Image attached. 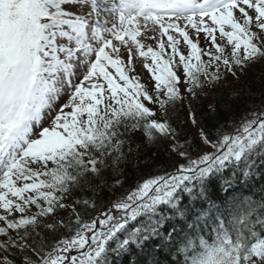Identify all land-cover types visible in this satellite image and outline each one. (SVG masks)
<instances>
[{
    "label": "snow or ice",
    "instance_id": "6c2138e0",
    "mask_svg": "<svg viewBox=\"0 0 264 264\" xmlns=\"http://www.w3.org/2000/svg\"><path fill=\"white\" fill-rule=\"evenodd\" d=\"M136 56L152 93L135 74ZM258 64L264 0H0V264H15L10 250L23 264H116L129 253L135 264H264V186L253 191L257 176L264 181V104L215 139L200 127L212 150L195 158L148 106L167 117L185 96ZM188 117L200 123L194 110ZM137 130L148 143L169 140L186 163L173 161V172L143 179L85 220L77 205L95 201L65 196L95 191L106 168L121 184ZM58 209L68 220L45 227L67 234L49 244L36 228Z\"/></svg>",
    "mask_w": 264,
    "mask_h": 264
},
{
    "label": "trees",
    "instance_id": "16d2710c",
    "mask_svg": "<svg viewBox=\"0 0 264 264\" xmlns=\"http://www.w3.org/2000/svg\"><path fill=\"white\" fill-rule=\"evenodd\" d=\"M183 89V86H181ZM187 101V102H186ZM189 101H191L192 108H189ZM215 104L217 106V113L212 114L208 112V106ZM264 104V67L260 64L247 70L245 74H241L239 78L229 77L216 85L214 90H209L206 95H200L192 98L184 99L183 103L177 102L174 106H169L167 117L159 111L158 105L156 108L159 111L157 119H168L173 128L176 129L177 138L181 143L185 144V150L189 152L192 158H195L198 152H204L205 146L200 139L199 128L210 134L212 139H215L216 130L224 124L229 127L227 131H232L233 122H239L243 117L250 114L252 108H259ZM226 105H231L232 112L227 111ZM149 107H154L148 104ZM156 109V110H157ZM190 110H194L198 114L200 123L193 125L188 117ZM226 117V118H225ZM133 149L132 154L124 161H121L120 171L123 173L119 177L121 184H116L112 179L113 173L111 168L104 169L103 182L97 180L94 184H99L92 188L85 185L83 188L74 187L70 194L65 196V203L72 204L75 201L89 200L90 203L95 201V208L85 207L82 203L77 205L78 211L85 220L95 218L98 213L108 209L113 202L120 199L127 191L135 188L143 179L149 178L153 175H163L165 172H173V161L177 163H184L186 160L178 157V155L171 150V142L167 139H158L153 143H148L141 130L131 133L130 141ZM139 146V147H137ZM128 150V144L125 145V151ZM258 183V182H257ZM261 184V185H260ZM259 189L264 186V181L261 180ZM256 192V191H255ZM257 193V192H256ZM259 191L257 197L259 196ZM226 193L220 189V197L225 196ZM216 199V196L213 197ZM219 203V200H217ZM36 209L33 207L32 212ZM69 218V211L58 209L55 216L41 218L36 232L40 237L46 240L49 244L54 242L62 235H66V230L59 228L56 231L49 230L45 225L52 222L53 219H63L67 221ZM135 226V222H133ZM2 239V238H0ZM10 258L15 264H23V255L10 250ZM116 264H135L136 257L131 253L125 254L121 257H114Z\"/></svg>",
    "mask_w": 264,
    "mask_h": 264
},
{
    "label": "rangeland",
    "instance_id": "374dc122",
    "mask_svg": "<svg viewBox=\"0 0 264 264\" xmlns=\"http://www.w3.org/2000/svg\"><path fill=\"white\" fill-rule=\"evenodd\" d=\"M166 40V37L164 38ZM146 45H152L153 47L156 46V42L151 40V39H146L143 41ZM201 46H204V40L201 39ZM186 48L185 45L181 44V48ZM184 48V49H185ZM123 52V50H122ZM126 59V56H125ZM134 66H135V74L140 78V82L143 83L145 85V87H148L149 89H151L152 85H153V80H152V74L150 72H148L147 69H145L142 65H143V59L136 56L134 57ZM145 82V83H144ZM64 102V97L62 96L60 101L57 104V107L59 106L60 103ZM48 123V118L47 116H45V120H44V124L47 125ZM212 149L210 147H208L207 151H211Z\"/></svg>",
    "mask_w": 264,
    "mask_h": 264
},
{
    "label": "bare ground",
    "instance_id": "6f19581e",
    "mask_svg": "<svg viewBox=\"0 0 264 264\" xmlns=\"http://www.w3.org/2000/svg\"><path fill=\"white\" fill-rule=\"evenodd\" d=\"M214 191H215L216 195H218V196H219V194H220V188H219V187H217V188H216ZM216 195H215V196H216Z\"/></svg>",
    "mask_w": 264,
    "mask_h": 264
}]
</instances>
